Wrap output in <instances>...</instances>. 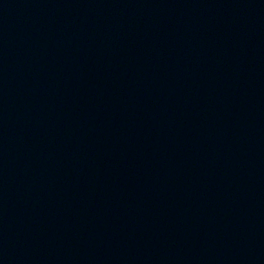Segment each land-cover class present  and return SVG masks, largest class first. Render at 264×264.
<instances>
[{
  "label": "water",
  "instance_id": "water-1",
  "mask_svg": "<svg viewBox=\"0 0 264 264\" xmlns=\"http://www.w3.org/2000/svg\"><path fill=\"white\" fill-rule=\"evenodd\" d=\"M0 264H264V0H0Z\"/></svg>",
  "mask_w": 264,
  "mask_h": 264
}]
</instances>
